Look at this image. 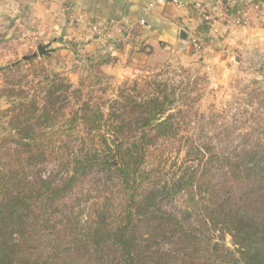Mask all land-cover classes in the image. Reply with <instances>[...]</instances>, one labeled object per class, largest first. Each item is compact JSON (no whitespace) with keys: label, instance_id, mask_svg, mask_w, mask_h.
<instances>
[{"label":"trees","instance_id":"obj_1","mask_svg":"<svg viewBox=\"0 0 264 264\" xmlns=\"http://www.w3.org/2000/svg\"><path fill=\"white\" fill-rule=\"evenodd\" d=\"M26 63L0 85V264H264L263 79L204 114L185 68L104 97Z\"/></svg>","mask_w":264,"mask_h":264},{"label":"crops","instance_id":"obj_2","mask_svg":"<svg viewBox=\"0 0 264 264\" xmlns=\"http://www.w3.org/2000/svg\"><path fill=\"white\" fill-rule=\"evenodd\" d=\"M11 1L10 16L14 17L7 20L13 24L19 22V28L25 20L32 22L34 26L29 32L36 35L35 38H42L36 45L49 44V51H54L57 45H62V35L77 36L86 41L84 45L94 54H110L112 61L105 64L103 70L122 78L136 72L126 58L133 51L139 53L146 45L158 56L163 50L181 52L190 62L198 59L192 48L193 41H197L200 46L208 47L210 66L223 62L228 65L229 53L247 41L249 30L259 28L253 21L264 12V0H181V5L157 4L152 8L149 5L154 0ZM221 4L231 14L230 19L246 20L247 25L240 27L225 20L217 23L205 20L206 15L213 13L214 6ZM213 16L218 19L217 13ZM141 19L145 24L140 23ZM93 24L99 26L100 34L93 32ZM119 26L123 27L122 33L117 32ZM182 32L187 34L186 39Z\"/></svg>","mask_w":264,"mask_h":264},{"label":"rangeland","instance_id":"obj_3","mask_svg":"<svg viewBox=\"0 0 264 264\" xmlns=\"http://www.w3.org/2000/svg\"><path fill=\"white\" fill-rule=\"evenodd\" d=\"M12 3L11 0H0V85L4 83L6 77L18 78L25 74H30L29 77L32 76L33 69L29 63H26L31 58L27 57L37 52L36 43L42 41V38H35L36 35H31L29 32L34 26L32 22L25 20L19 28V22L13 24L7 20L8 17H14L10 16V11L13 8ZM10 23H12V27H10ZM75 23L80 24L82 22ZM253 24L259 28L253 31L249 30L245 37V40L248 37L247 41H243L234 49V52L229 53L228 65L223 62L210 66L207 62L210 53L208 47L205 46H202L205 48L202 52L197 53L198 59L190 62L188 57L183 56L181 52L169 53L164 50L161 51L164 55V59L161 60V56L147 54L150 47L144 48L142 46L139 53L133 51L129 54L130 57L126 58L127 63L132 64L136 70L134 75L127 74L122 78L103 70L106 75L103 78H98V74L89 67L90 61H88L89 58H95L97 54H94L89 47L84 45L86 41L83 39L77 36L64 37L66 35L61 36L63 38L62 45H57V49L46 53H50L49 58L44 57L46 54L38 55L35 57V62L37 65L44 64L48 68L65 73L77 85L82 78L87 88L88 86L91 88L93 83L99 80V84L97 83L94 87L96 89L100 87L101 90H98L97 94L104 97H114L117 88L126 78H137L144 74L170 68L177 69L178 79H181L180 69L185 68L190 70L192 76L205 78L206 82L198 84L203 95L198 106L202 113L209 114L213 111L220 112L228 109L229 102L232 104L233 97L244 84L254 79L264 80L261 76V72H264V12L259 13ZM95 59L96 61L100 60V58ZM192 62H194L193 65H189ZM19 65H22L23 68L20 69ZM7 67L13 69L4 70ZM182 75L186 74L182 72ZM182 78L184 79L183 76ZM9 106L10 104L5 101V97H0V109ZM226 242L233 247L230 236L226 237Z\"/></svg>","mask_w":264,"mask_h":264},{"label":"built area","instance_id":"obj_4","mask_svg":"<svg viewBox=\"0 0 264 264\" xmlns=\"http://www.w3.org/2000/svg\"><path fill=\"white\" fill-rule=\"evenodd\" d=\"M230 2V0H228ZM168 3H172L175 5H181L182 1L181 0H154L152 3H150L149 8H152L155 5H164V4H168ZM217 13L218 14V19L215 20L213 14ZM231 18V14L228 13L227 8L223 7L222 4L221 5H216L213 8V13L212 14H208L205 16V20H207L208 22H216L218 20H225L227 21L229 24H233L236 26H240V27H245L247 25L246 20H242V19H230ZM80 20V19H79ZM78 20V21H79ZM141 24H145V20L141 19L140 20ZM92 30L93 32L100 34L101 30L99 28L98 25L93 24L92 25ZM119 33L123 32V27L119 26L118 27V31ZM192 48L193 50H195L197 53L198 52H202L205 48H203L202 46H200L197 41H193L192 44Z\"/></svg>","mask_w":264,"mask_h":264},{"label":"water","instance_id":"obj_5","mask_svg":"<svg viewBox=\"0 0 264 264\" xmlns=\"http://www.w3.org/2000/svg\"><path fill=\"white\" fill-rule=\"evenodd\" d=\"M181 35L184 39L187 38V34L182 32ZM48 51H49V44H38L37 45V52L33 53L31 56H28L27 58L37 57L38 55L43 56Z\"/></svg>","mask_w":264,"mask_h":264}]
</instances>
